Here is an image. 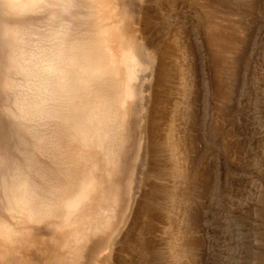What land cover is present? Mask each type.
<instances>
[{"label":"rangeland","instance_id":"obj_1","mask_svg":"<svg viewBox=\"0 0 264 264\" xmlns=\"http://www.w3.org/2000/svg\"><path fill=\"white\" fill-rule=\"evenodd\" d=\"M142 5L128 37L153 76L109 182L112 228L75 259L57 221L31 225L0 264H264V0Z\"/></svg>","mask_w":264,"mask_h":264},{"label":"bare ground","instance_id":"obj_2","mask_svg":"<svg viewBox=\"0 0 264 264\" xmlns=\"http://www.w3.org/2000/svg\"><path fill=\"white\" fill-rule=\"evenodd\" d=\"M142 6L0 0L4 244L36 232L31 225L57 221L56 229L69 234L64 248L77 259L92 236L112 228L117 199L107 198L109 182L126 147V126L146 125L139 115L153 76L146 48L128 37Z\"/></svg>","mask_w":264,"mask_h":264},{"label":"crops","instance_id":"obj_3","mask_svg":"<svg viewBox=\"0 0 264 264\" xmlns=\"http://www.w3.org/2000/svg\"><path fill=\"white\" fill-rule=\"evenodd\" d=\"M20 263H22V262H20Z\"/></svg>","mask_w":264,"mask_h":264}]
</instances>
